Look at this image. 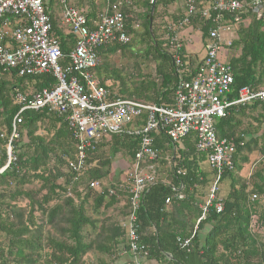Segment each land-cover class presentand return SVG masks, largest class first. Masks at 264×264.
Masks as SVG:
<instances>
[{
  "label": "trees",
  "instance_id": "16d2710c",
  "mask_svg": "<svg viewBox=\"0 0 264 264\" xmlns=\"http://www.w3.org/2000/svg\"><path fill=\"white\" fill-rule=\"evenodd\" d=\"M125 1L131 0H121ZM177 1L179 0H157L150 14L151 0H145L146 10L140 16L143 26L142 42H148L144 53L147 57L153 54V59L157 61L155 73L159 84H140L132 93V97L128 98L113 93L101 78V83L111 96L166 107L172 105V93L177 81L175 68L170 55L162 47V28L159 24L154 28L153 22L160 7L168 8ZM43 2L51 19L53 36L59 42L61 53L67 54L73 48L74 40L67 34L57 32V18L50 11L53 0ZM90 3L92 9L85 12L89 22L95 20L102 7L101 3L95 4L94 0H90ZM130 6L123 4L121 7L125 16L126 33L131 32L130 20L127 19ZM77 8L82 9L78 6ZM252 14L250 12L249 16ZM180 17L172 16V19L175 21ZM206 24L208 25V22L203 24V20L198 17L190 19V26L199 27L202 39L207 35ZM130 49L131 44H114L98 49L97 53L101 57L102 54L125 52ZM229 54L227 63L231 68L233 83L228 98L235 99L242 88L264 89V18L252 19L246 28L238 30L237 39L233 42ZM182 56V61L187 62L188 68L194 72L199 63L191 57H186L183 51ZM100 70L102 65L96 73L99 74ZM29 85L35 88L34 91H39L53 87L54 80L50 76L18 77L13 71L0 69V168L6 163V144L11 133V122L18 112L12 95L24 93ZM257 106L264 111V106L258 103L234 107L227 111L223 119L214 123L216 138L232 139L235 144L234 168L232 171H225L217 182V186L224 181L228 182V192L224 198H218L216 190L214 201L207 206L203 216L208 197L203 200L205 195L200 189L214 182L215 173L209 168L210 173L202 170L200 165L206 164V156L195 150L194 135L190 134L178 143H172L161 132L153 136L154 146L159 150L158 160L154 163L155 182L143 194L137 212L138 232L141 243L147 249V260L161 262L160 260L165 259V254H169L175 264H264V245L258 244L257 236L251 230L257 202L249 198L250 194L255 198L264 196V144L260 148L263 157L261 167L250 176L248 182L239 176L242 166L247 164V155L252 152V146L262 138L256 128H240L244 118ZM44 121L50 124L47 129L50 133L48 140L37 134L38 124ZM17 132L18 138L11 143L16 162L0 175V234L7 241L5 254L0 247V264H83L86 255L95 252L105 255L122 241L128 251L125 232L120 228L119 222L113 221L111 217L104 218V222L99 223L95 241L85 240L83 229L87 226L95 229L96 226L86 215L83 200L92 194L93 208L97 211L101 207L108 209L118 204L119 198H123L125 213L122 219L125 218L128 211L127 190L119 188L123 181L113 183L109 180L110 166L112 159L119 153L124 155L127 163L132 162L137 150V140L127 136H111L109 140H102L94 154L87 159L89 169L77 182H73L66 167L67 161L74 158L75 148L70 131L61 118L46 111L25 112L21 115ZM23 148L26 152L22 151ZM108 148L109 157L100 160L96 166L99 154ZM51 157L54 158L55 164L48 167ZM158 167L160 172L157 171ZM163 167L166 169L165 175ZM178 170L183 171L185 175L177 176ZM29 179L41 182L40 189L44 194L39 202L32 200V194L29 197L27 192L19 190ZM103 180H107L109 184L105 185ZM94 181L99 182V191L89 189L90 182ZM13 187V192L9 193ZM5 194L13 206L2 204ZM177 195H181L182 199H176ZM18 197H26V200H29L30 211H33V208L40 210L39 223L31 214L24 219L22 210L14 205ZM74 197L81 202L75 205ZM57 198H61V203L47 206ZM166 199H169L168 205L164 204ZM218 202L222 204L220 213H216L214 209ZM259 218L261 219V216ZM45 225L58 230L65 239L45 238L47 247L42 246V228ZM149 228L152 229L150 232ZM188 239L189 246L180 248L179 242ZM44 248L46 249L43 250ZM42 251L45 254L41 255Z\"/></svg>",
  "mask_w": 264,
  "mask_h": 264
},
{
  "label": "built area",
  "instance_id": "2783aa9c",
  "mask_svg": "<svg viewBox=\"0 0 264 264\" xmlns=\"http://www.w3.org/2000/svg\"><path fill=\"white\" fill-rule=\"evenodd\" d=\"M94 3H101L102 7L95 20L89 22L85 11L67 0H59L57 28L65 30L74 40L69 53L62 54L43 0H0V69L13 71L18 77L50 76L54 80L53 87L12 95L18 112L11 122L6 163L0 168V175L16 162L11 143L18 138L17 128L25 112L46 111L64 121L75 148L74 158L67 161L66 167L73 182L89 169L87 159L102 140L111 136L136 139L137 150L119 187L126 188L128 194V211L119 225L125 232L132 264H141L148 253L138 232L137 212L143 194L155 182L154 163L159 150L154 146L153 136L161 132L172 143H178L194 135L195 150L205 154L206 165L215 173L203 216L214 201L220 177L234 168L235 144L232 139L216 138L215 121L223 119L234 107L254 103L264 106V89L242 88L235 99L228 98L233 76L227 63L238 30L246 28L252 19L264 18V0H183L182 18L162 27V47L170 55L177 77L172 105L168 107L111 96L98 79L97 50L125 45L129 40L121 7L130 6V2L94 0ZM194 17L208 25L206 38L201 37L204 56L192 72L188 63L182 61L183 46L178 32L190 26ZM176 175L182 177L185 173L178 170ZM89 189L99 191V182H90ZM175 198L181 200L182 196ZM164 204L168 205L169 199ZM214 209L220 213L222 204L216 203ZM189 242L190 239L181 241L179 247L187 248Z\"/></svg>",
  "mask_w": 264,
  "mask_h": 264
},
{
  "label": "rangeland",
  "instance_id": "374dc122",
  "mask_svg": "<svg viewBox=\"0 0 264 264\" xmlns=\"http://www.w3.org/2000/svg\"><path fill=\"white\" fill-rule=\"evenodd\" d=\"M67 2L70 5H73L75 7L82 8L85 12H89L92 7L90 0H67ZM145 0H131L129 7V13L127 14V19L130 20V33H127L128 36V42L126 44H131V49L128 51H116L113 54H102L100 57V66L102 65V70H100L99 74H97L98 79L103 78L106 82L105 85L107 87H110L111 91L117 95L120 96H127L128 98L132 97V93L136 88L140 87V84L146 83V82H153L154 84H159V78L157 77L155 73V69L157 66V61L154 60V55H149L148 57L145 55V48L148 45V42L143 43L142 42V33H143V26H142V20L140 19L141 15L145 12V6L144 3ZM50 11L56 18H59L60 14V4L59 0H53L52 5L50 6ZM173 8V10H172ZM180 1H177L175 4L171 5L168 8H162L160 7L158 9V16L154 19L153 26H157V24L160 25V28L164 27L167 22H175L172 19V16H175L173 12H176L177 14L180 12ZM180 14V13H179ZM194 31H199V27L195 25ZM201 36V34H200ZM188 52V49L185 48ZM193 51L198 52V55L200 58L203 56V49L201 40L199 41V36L196 35L192 39L191 49ZM202 51V52H201ZM231 54H229L230 56ZM199 58V59H200ZM35 88L32 85H29L26 89L25 93L33 92ZM122 94V95H121ZM131 94V95H130ZM134 98V97H133ZM256 128L258 133L261 134L262 138H260L256 145L252 146V152L247 155V164L242 166V170L239 173V176L244 180L245 182L250 181V176L254 174L256 170H258L261 167V163L263 161V157L260 154V148L262 144H264V111L260 108V106H257L256 109L252 111L247 117L244 118L241 129H248V128ZM50 128V124L46 121L38 124V131L37 134L40 136H44L46 140L50 138V133L47 132V129ZM21 134V130H20ZM26 142V139L24 140ZM23 152H26L25 148L22 149ZM110 154V148L103 150L101 154H99V160L96 161V166L99 164L100 160L107 159ZM101 158V159H100ZM125 157L122 153L117 154L111 161L110 166V172L112 170H118L120 167L122 168L121 174L123 173V177H126V172L128 168L131 166L132 162L128 163V168L124 167L122 165V161ZM53 164H55L54 158L51 157L48 162V167H52ZM202 170L205 172L210 173V170L208 169V166L204 163L200 165ZM162 169H165L164 167ZM125 171V173H124ZM164 175L166 174V169L164 170ZM162 175V177H164ZM119 180L117 177L112 182L115 183ZM105 181V182H104ZM61 182V181H60ZM105 185H108L107 180H103ZM213 186V182H211L208 186L200 189L201 192L205 195L203 200H206V198L210 195V190ZM228 182L224 181L220 183L217 188V194L218 198H224L226 193L228 192ZM41 182L40 181H34L33 179H29V182L24 185L19 190H23V192H27L30 195L32 194V200L34 202H39L41 199L42 194H44L43 191L40 189ZM14 187L9 190V193L13 192ZM7 192V191H6ZM4 193V191H3ZM3 202L2 204L4 206H13L10 204L9 199L7 197V194L3 195ZM82 197V196H81ZM250 200H253L257 202V205L254 207L256 216L253 219L251 230L253 234L257 236L258 244L264 245V196L257 197L253 199V194H250L249 196ZM94 196L91 194L86 200L84 201L83 207L86 212V215L91 218L95 222V229H92L91 227L87 226L83 229V234L85 237V240L88 239L95 241L96 234L98 233V224L100 222H104L102 218H104L107 215L106 210L102 207L94 210V204H93ZM61 198H57L53 200L51 203H49L47 206H53L56 202L61 203ZM74 204H79L81 201L77 200L74 197L73 200ZM14 205L16 208H20L24 214V219L28 218V214L32 215V218L34 217L36 221L39 223L41 220L40 210L38 208H33V211L29 210V200H26V197H18L15 199ZM5 209V208H3ZM104 210V211H103ZM96 211V212H95ZM261 216V219L259 218ZM260 220H259V219ZM61 226V225H59ZM42 236H43V242H41L42 246L47 247V243L45 241V238H53L58 240L65 239L62 234L58 231L52 228L50 225H45L42 228ZM47 236V237H46ZM99 240V239H98ZM6 245L7 241L3 238V236L0 234V247L4 250V254L6 253ZM44 248L43 250H45ZM45 254V252H41V255ZM93 255V253H90L86 255L83 258V264H90V258Z\"/></svg>",
  "mask_w": 264,
  "mask_h": 264
},
{
  "label": "crops",
  "instance_id": "0c3cea01",
  "mask_svg": "<svg viewBox=\"0 0 264 264\" xmlns=\"http://www.w3.org/2000/svg\"><path fill=\"white\" fill-rule=\"evenodd\" d=\"M179 1H180V5H181L180 12H179L180 14L179 13L177 14L176 12H173V14L175 16L180 15L181 16L180 19H181L183 14H184V8H183V0H179ZM172 10H173V8H172ZM57 21H58V18H57ZM194 28H195V26L184 27L182 30H180L178 32V37H179L180 42H181V44L183 46L184 55L186 57H191L197 63H199L201 61V59L203 58L204 53H203V56L200 58V56L198 55L199 50H198V52L190 50L191 49V44H192V39L194 37H196V35L199 36V41L201 40L200 31L196 32V31H194ZM57 32L58 33H62L63 35L66 34L65 30L58 29ZM201 44H202V49H203V52H204V42L203 43L201 42ZM185 48H187V49L189 48L188 52H187V50ZM99 80L101 81V79H99ZM121 161H122L123 168L124 167L128 168V166H129L128 163L125 160H121ZM121 171H122L121 167L118 170H112L110 172V175H109V180L113 181L114 179H116L118 177L119 178L118 181H123L124 177H123V173L122 174L120 173ZM157 171H159V172L161 171L159 167H158ZM124 173H125V171H124ZM119 199H120V201H119L118 204L113 205L112 207H108V209L106 210L107 215L104 218L107 219V218L111 217L110 219H112L113 221H117V223L120 222V220L122 219V217H123V215L125 213L124 209H123L125 201H124L123 198H119ZM104 218H102V219H104ZM98 227H99V224H98ZM148 230L150 232L152 229L149 228ZM110 232L112 233V230ZM125 247L126 246H125V244L122 241L121 243L116 244L105 255H100V254L95 252L91 256L89 262H90V264H132L131 255L126 250ZM164 257H165V259L164 260H160L161 262H158V261L153 260V259H148V260L146 259V260H142L141 264H175L173 261H171V256L169 254H165Z\"/></svg>",
  "mask_w": 264,
  "mask_h": 264
},
{
  "label": "water",
  "instance_id": "95a60500",
  "mask_svg": "<svg viewBox=\"0 0 264 264\" xmlns=\"http://www.w3.org/2000/svg\"><path fill=\"white\" fill-rule=\"evenodd\" d=\"M157 0H151V2H150V14H152V11H153V9H154V5H155V2H156Z\"/></svg>",
  "mask_w": 264,
  "mask_h": 264
}]
</instances>
